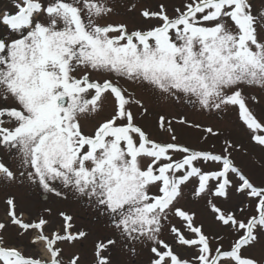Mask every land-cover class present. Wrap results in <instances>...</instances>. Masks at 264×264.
<instances>
[{
  "label": "snow or ice",
  "instance_id": "1",
  "mask_svg": "<svg viewBox=\"0 0 264 264\" xmlns=\"http://www.w3.org/2000/svg\"><path fill=\"white\" fill-rule=\"evenodd\" d=\"M118 7V0H11L15 12H0V146L31 169L28 178L45 190L55 192L51 182L59 180L108 212L119 235L97 244L96 264H112L102 252H110L117 240L131 245V255L137 243L150 242V264H264L245 254L264 241V186L235 163L232 150L238 146L228 137L220 152L179 143L174 123L222 135L183 116L161 115L159 128L170 140H153L137 123L149 114L143 98L120 83L200 112L223 115L236 108L247 129L264 131V120L250 106L260 99L244 94L245 86L264 90V7L257 10L254 0H184L172 15L165 3L155 11L140 10L144 21H160L147 28L100 22ZM135 9L133 4L129 11ZM91 73L105 78L94 80ZM109 98L110 115L86 134L83 121L99 114ZM252 139L264 147V135ZM177 154L182 158L175 159ZM200 162L218 167L204 171ZM0 176L12 180L15 173L0 161ZM193 177L198 178L193 195L212 197L207 203L227 237L205 232L194 212L177 206ZM234 196L239 202L232 210L215 202ZM7 204L9 223L23 232L38 230L32 243L43 242L50 258L0 246L3 264H64L57 245L88 236L72 232V217L64 213L63 232L46 235L48 221L24 222L14 200ZM172 215L193 238L170 222ZM7 228L0 222V233ZM165 228L178 245L195 249L191 260L161 238ZM79 262L73 256L68 264Z\"/></svg>",
  "mask_w": 264,
  "mask_h": 264
},
{
  "label": "rangeland",
  "instance_id": "2",
  "mask_svg": "<svg viewBox=\"0 0 264 264\" xmlns=\"http://www.w3.org/2000/svg\"><path fill=\"white\" fill-rule=\"evenodd\" d=\"M110 2H114V0H110ZM183 2L184 0H118L117 13L100 22L123 21L129 22L130 29L135 26L147 28L150 24H158L160 21H144L139 16L140 10L150 8L155 11L158 10V4L165 3L169 8V14L172 15L173 7L181 6ZM254 3L257 10L264 7V0H254ZM133 4L136 5V9L129 11ZM5 8H10L12 12H15V8H11V0H0V12ZM0 31H3L2 26H0ZM76 75L79 78L83 73H76ZM91 78L95 80L103 77H100L98 73H91ZM120 83L122 86L135 91L138 98H143L145 106L149 109V114L145 117H138L137 123L149 133L153 140L158 142H168L170 140L167 132L159 128L158 119L161 115L167 119H172L173 117L179 119L183 116L193 123H200L203 127L211 126L214 130L221 132L222 135L214 137L204 133L202 128H184L175 123L173 125L179 130L178 142L196 150L204 149L220 152L224 138L228 137L234 145L238 146L232 150L235 163L242 168L244 173L255 184L264 186V147L257 145L252 139L254 134L264 135V131L253 133L247 129L238 118V109L233 108L223 115L200 112L185 103L169 102L158 95H153L142 89L132 88L129 82L121 80ZM244 94L246 96H256L260 99L259 104L250 102V106L257 117L264 120V90L245 86ZM136 110L134 107L133 111ZM111 111L112 101L109 98L99 114L89 116L90 118L87 117L83 121L85 133L92 134L98 124L110 115ZM180 158H182L181 154L175 156V159ZM0 161H3L15 173V178L12 180L0 176V222L8 223L7 230L0 233V236H3V244L0 246L17 248L25 256L33 258H36V255H43L44 260H47L49 256L43 242L33 244L32 241H29V237L33 239L38 235V230L30 229L27 232H23L18 226L9 223L7 200L12 198L16 205L15 211L18 216L22 217L24 222H38L41 218L48 221L47 225H45L46 235H51L54 231L63 232L65 221L61 213L71 216V231L74 233L84 231L88 233V236L73 244L61 243L57 245L63 249L64 264H68L69 259L73 256L80 257L79 264H96L97 244L106 243L110 238L117 239L119 235L111 217L103 206L90 203L87 197H81L76 194L70 187H65L59 180L51 182L56 190L55 192L45 190L38 181L28 178L27 173L32 170L27 167H21L19 158L15 155H10L2 146H0ZM197 166L204 171L216 170L218 167L215 164H204L203 162H200ZM21 173L24 174L21 175ZM209 183L211 185L215 182L210 181ZM197 185L198 178H191L187 186L183 187V197L179 200L177 206L186 211L194 212L197 223H203L205 232L209 234L219 232L227 237L228 234L214 221L213 213L207 203L212 197L210 195L203 197H195L193 195ZM56 192H59L60 195H56ZM42 195H45L46 198L42 199ZM215 202L221 204L225 210H232L239 201L234 196L227 203H222L220 200ZM170 222L185 231L188 238H193L192 234L187 233L184 222L179 217L170 216ZM161 238L172 245L174 251L184 259L191 260L196 254L195 249L178 245L174 235L168 228L164 229ZM215 243L214 241L213 247H215ZM228 243L226 239L225 248L228 247ZM150 246V242L137 243L135 245L136 252L131 255L128 251L131 245H126L123 240H117L116 246L111 247L110 252H102V254L110 255L112 264H150V260L153 258ZM245 254L264 262V241L250 248Z\"/></svg>",
  "mask_w": 264,
  "mask_h": 264
},
{
  "label": "flooded vegetation",
  "instance_id": "3",
  "mask_svg": "<svg viewBox=\"0 0 264 264\" xmlns=\"http://www.w3.org/2000/svg\"><path fill=\"white\" fill-rule=\"evenodd\" d=\"M100 77H103L102 79H99V80H103L105 77L103 75H100ZM90 118V117H89Z\"/></svg>",
  "mask_w": 264,
  "mask_h": 264
},
{
  "label": "water",
  "instance_id": "4",
  "mask_svg": "<svg viewBox=\"0 0 264 264\" xmlns=\"http://www.w3.org/2000/svg\"><path fill=\"white\" fill-rule=\"evenodd\" d=\"M41 198H42V199H45V196L43 195Z\"/></svg>",
  "mask_w": 264,
  "mask_h": 264
},
{
  "label": "bare ground",
  "instance_id": "5",
  "mask_svg": "<svg viewBox=\"0 0 264 264\" xmlns=\"http://www.w3.org/2000/svg\"><path fill=\"white\" fill-rule=\"evenodd\" d=\"M34 238H35V237H34ZM34 238H33V239H34Z\"/></svg>",
  "mask_w": 264,
  "mask_h": 264
}]
</instances>
